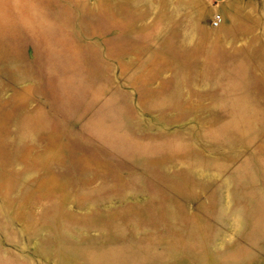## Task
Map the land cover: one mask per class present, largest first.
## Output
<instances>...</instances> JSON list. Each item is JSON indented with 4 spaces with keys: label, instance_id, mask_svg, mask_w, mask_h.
I'll list each match as a JSON object with an SVG mask.
<instances>
[{
    "label": "rangeland",
    "instance_id": "obj_1",
    "mask_svg": "<svg viewBox=\"0 0 264 264\" xmlns=\"http://www.w3.org/2000/svg\"><path fill=\"white\" fill-rule=\"evenodd\" d=\"M0 264H264V0H0Z\"/></svg>",
    "mask_w": 264,
    "mask_h": 264
},
{
    "label": "built area",
    "instance_id": "obj_2",
    "mask_svg": "<svg viewBox=\"0 0 264 264\" xmlns=\"http://www.w3.org/2000/svg\"><path fill=\"white\" fill-rule=\"evenodd\" d=\"M223 21V17L220 13H216L213 17L212 24L214 26H219Z\"/></svg>",
    "mask_w": 264,
    "mask_h": 264
},
{
    "label": "bare ground",
    "instance_id": "obj_3",
    "mask_svg": "<svg viewBox=\"0 0 264 264\" xmlns=\"http://www.w3.org/2000/svg\"><path fill=\"white\" fill-rule=\"evenodd\" d=\"M240 119V118H239Z\"/></svg>",
    "mask_w": 264,
    "mask_h": 264
}]
</instances>
